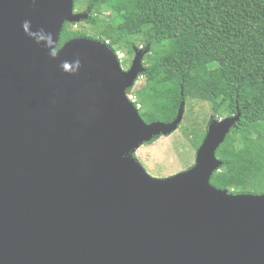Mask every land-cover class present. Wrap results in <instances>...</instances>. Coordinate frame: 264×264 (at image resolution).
<instances>
[{"label": "water", "instance_id": "obj_1", "mask_svg": "<svg viewBox=\"0 0 264 264\" xmlns=\"http://www.w3.org/2000/svg\"><path fill=\"white\" fill-rule=\"evenodd\" d=\"M76 0H0V264H264V194L211 184L241 113L213 120L195 165L151 177L136 158L181 126L147 124L108 44L75 38Z\"/></svg>", "mask_w": 264, "mask_h": 264}, {"label": "trees", "instance_id": "obj_2", "mask_svg": "<svg viewBox=\"0 0 264 264\" xmlns=\"http://www.w3.org/2000/svg\"><path fill=\"white\" fill-rule=\"evenodd\" d=\"M85 5L90 19L84 22L94 34L65 24L59 47L75 38L99 40L124 51L121 65L128 68L135 49H149L145 84L135 95L147 124L174 122L182 102L209 103L219 118L240 112L217 151L223 165L211 184L263 195L264 0H76L75 9ZM196 125L184 134L198 150L207 129Z\"/></svg>", "mask_w": 264, "mask_h": 264}, {"label": "rangeland", "instance_id": "obj_3", "mask_svg": "<svg viewBox=\"0 0 264 264\" xmlns=\"http://www.w3.org/2000/svg\"><path fill=\"white\" fill-rule=\"evenodd\" d=\"M87 10L86 5L76 9L77 13H85ZM72 30H82L87 32L89 36L93 35L91 27L82 22L80 24H69ZM86 33V34H87ZM99 41V40H97ZM145 50V48L141 47ZM124 55V51L122 53ZM125 56V55H124ZM127 57V56H125ZM130 57L129 60L133 59ZM125 58L121 63L125 62ZM122 68L127 71L129 68L122 65ZM145 84V78L140 77L132 89L131 99L135 100V95L139 92ZM225 117L223 119H226ZM222 119V120H223ZM213 120H221L218 116L214 115L211 110L210 104L205 102L191 101L189 106H186L183 122L179 129L171 136L161 137L155 139L152 143L145 144L136 154L139 163L144 167L147 173L158 179L169 178L191 169L196 163L197 152L194 146V141L185 136L184 131L189 128L198 127L205 131L207 124ZM199 129V131H200Z\"/></svg>", "mask_w": 264, "mask_h": 264}, {"label": "clouds", "instance_id": "obj_4", "mask_svg": "<svg viewBox=\"0 0 264 264\" xmlns=\"http://www.w3.org/2000/svg\"><path fill=\"white\" fill-rule=\"evenodd\" d=\"M76 10V9H75ZM87 12V11H86ZM116 53V52H115ZM117 54V56H118V58L120 59V61L122 60V59H124L125 58V56L123 55V54H121V53H116ZM120 55H122V57H120ZM129 98H130V100L131 101H133L134 103H135V101L133 100V99H131V97L129 96ZM138 110H139V108H138Z\"/></svg>", "mask_w": 264, "mask_h": 264}, {"label": "flooded vegetation", "instance_id": "obj_5", "mask_svg": "<svg viewBox=\"0 0 264 264\" xmlns=\"http://www.w3.org/2000/svg\"><path fill=\"white\" fill-rule=\"evenodd\" d=\"M129 70V69H128ZM220 119H223V118H220ZM208 127H209V124H208V126H207V130H208Z\"/></svg>", "mask_w": 264, "mask_h": 264}, {"label": "built area", "instance_id": "obj_6", "mask_svg": "<svg viewBox=\"0 0 264 264\" xmlns=\"http://www.w3.org/2000/svg\"><path fill=\"white\" fill-rule=\"evenodd\" d=\"M120 57H122V55H120ZM135 101V100H134ZM138 108H140V106H138Z\"/></svg>", "mask_w": 264, "mask_h": 264}]
</instances>
